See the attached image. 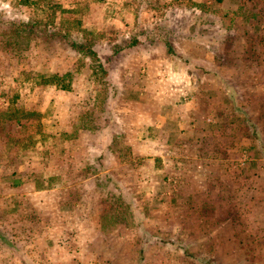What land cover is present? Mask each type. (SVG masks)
Listing matches in <instances>:
<instances>
[{"label":"rangeland","instance_id":"374dc122","mask_svg":"<svg viewBox=\"0 0 264 264\" xmlns=\"http://www.w3.org/2000/svg\"><path fill=\"white\" fill-rule=\"evenodd\" d=\"M22 19L59 34L22 36ZM143 113L187 122L189 163L165 148L136 176L126 124ZM100 213L141 221L135 248L100 241ZM181 247L264 264V0H0V264H201Z\"/></svg>","mask_w":264,"mask_h":264},{"label":"crops","instance_id":"0c3cea01","mask_svg":"<svg viewBox=\"0 0 264 264\" xmlns=\"http://www.w3.org/2000/svg\"><path fill=\"white\" fill-rule=\"evenodd\" d=\"M178 38V37H176ZM172 42H174L172 48L176 50V45H183L184 42H178L177 39H173ZM178 52V51H177ZM179 53V52H178ZM182 54V53H181ZM174 62L169 63V66L171 67V69L174 66ZM176 70L182 72L183 69L187 70V65L182 64V63H177L176 65ZM133 80L137 81L140 80L141 77L145 78V76L142 75H133L131 76ZM168 93L167 95H163L161 96V98H158V102H157V97L153 99L152 102H148L150 105L156 107L158 106L157 103L160 102V104L163 102H165L166 100L168 101V104L163 105V109L165 110L167 108V105L170 106L172 109H175L176 112H184V110L186 109L185 105V101L183 102L184 104H180V105H176L174 104L175 102H177L176 100H180V98L174 97L173 100L172 98L169 99L168 98ZM184 98V97H182ZM183 100H187L186 98ZM180 102V101H179ZM180 106L179 108L176 109V107ZM164 112V111H162ZM186 112V111H185ZM149 114L143 113L140 114V116L137 117V119H133L132 122L126 124V126L128 127V129H131V131L133 132V135L131 136L132 138L128 137L127 138V143L131 146V156L132 154L134 155L133 157H143L142 159H140V161H138L137 163H135V166H137V169L139 171V174L136 176L141 177V175L143 174V170H149L153 173L156 174V162H159L160 160L157 161V159L163 157V154L166 150L163 149H172V152H180L179 150H182V156L186 157V162L189 163L190 161V150L191 148H198V145L196 144V142H192L183 140V138L179 135L180 132H182L183 130H188L190 131L191 128L190 126L187 124L186 121H181V117H179V115L175 116L176 121H174V123H178L177 126H167V125H155L154 123H152L150 121V116H148ZM186 117H189V113L187 112V114L185 115ZM177 117V118H176ZM187 117V118H188ZM179 121L181 122V125L179 123ZM123 131V130H122ZM158 132V134H157ZM174 149V150H173ZM171 153V154H173ZM185 154V155H184ZM178 157V156H177ZM182 161V160H180ZM119 162H123V160H120ZM126 164V163H124ZM184 166V164H183ZM145 168V169H144ZM106 172V171H104ZM108 173H110V175L112 177H114L113 173H117V171L112 172L111 169L107 170ZM207 172V171H206ZM113 174V175H112ZM146 176V174H143ZM163 179H167V178H163ZM137 180V179H136ZM135 184V179H134V183ZM151 193V195H156V194H160L161 192L158 189H151L149 192H147V194L149 195ZM136 196H141V195H137ZM88 204V203H87ZM63 206V205H62ZM71 217V216H70ZM99 226H100V232H101V236H100V241L102 240H106L107 238H112L115 241H117L119 244L122 241H125L127 238L130 239L131 243H133V248H135V245L137 244V239L138 237H136L135 235H137V233H133V234H127L125 235V231L126 229L130 230V228L132 227H137V228H141L140 226L142 225L141 221L135 222V224H131L128 220H112L110 218L105 217L104 215H102V213L99 214ZM134 236V237H133ZM99 236H97L98 238ZM154 238V237H153ZM156 238V237H155ZM95 239V240H94ZM93 241H96V237L94 236ZM155 239H152V241H149L148 243H155L154 242ZM157 241V240H156ZM172 241H174L173 239H170V241L167 240H159L160 243H166L164 244L165 247L171 246L168 244H172ZM147 243V244H148ZM168 243V244H167ZM135 244V245H134ZM182 255L184 256H188V257H192L195 258L196 256H194L193 254H190L189 252H187V250H185L184 248H182ZM143 252V251H142ZM139 252V253H142ZM186 254V255H185ZM186 256V259H189ZM197 258V257H196ZM198 260L201 258H197Z\"/></svg>","mask_w":264,"mask_h":264},{"label":"trees","instance_id":"16d2710c","mask_svg":"<svg viewBox=\"0 0 264 264\" xmlns=\"http://www.w3.org/2000/svg\"><path fill=\"white\" fill-rule=\"evenodd\" d=\"M50 7V3L46 5V8ZM8 26L12 27V29L16 32H22V36L25 35L27 37L30 35L40 36L41 38H44L45 41H51L53 38H56L58 36V32L54 30H45V26L43 28H39L38 21H31L22 19L20 21H10L8 22ZM39 28V29H38ZM44 31V32H43ZM139 43V40L134 39L131 44L136 45ZM68 44L71 46V49L75 50L76 52L82 53L88 57H90L92 60H99V56L97 54V51L92 47L88 46L83 40L81 39H70L68 41ZM169 50H171L169 48ZM174 54V53H173ZM99 68H101L103 71L104 68L101 63L98 65ZM126 215V214H125ZM125 215L121 218V220H128L125 217ZM117 216V215H115ZM115 216L113 214L110 215V218L112 220H116ZM201 264H209L208 262H205L204 260H200Z\"/></svg>","mask_w":264,"mask_h":264}]
</instances>
